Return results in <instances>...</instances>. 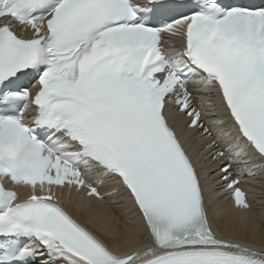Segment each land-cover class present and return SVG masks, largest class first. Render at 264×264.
Returning <instances> with one entry per match:
<instances>
[{
	"label": "snow or ice",
	"instance_id": "1",
	"mask_svg": "<svg viewBox=\"0 0 264 264\" xmlns=\"http://www.w3.org/2000/svg\"><path fill=\"white\" fill-rule=\"evenodd\" d=\"M187 7L0 0V264H264L241 188L264 174V2ZM106 180L140 226L102 238L60 196L101 201ZM210 184L242 236L213 230Z\"/></svg>",
	"mask_w": 264,
	"mask_h": 264
},
{
	"label": "bare ground",
	"instance_id": "2",
	"mask_svg": "<svg viewBox=\"0 0 264 264\" xmlns=\"http://www.w3.org/2000/svg\"><path fill=\"white\" fill-rule=\"evenodd\" d=\"M194 146H195L194 144H191L190 147L194 148ZM198 149L194 150V154H195L196 157H199V155L201 153V151H198ZM107 182H114V181L106 180L104 184L99 186V190L100 191H104L105 190L104 189V185ZM253 183L259 184V185L264 187V174L261 173V178H256L255 180H253ZM113 192H115L117 194L116 195H112ZM124 199L125 198H124L122 190L117 185H115L113 189L109 190L108 196H105L103 200L98 201L97 207L101 209L102 217H106L109 214V211H112V212L116 211L117 214L121 213V217H124V213H123L124 210H126V209L130 210V205L126 204L124 202ZM247 200L253 206V209H254V212H255V215H256V223L259 225L260 230L264 231V196H261V194L251 195ZM84 201L87 202V200H84ZM92 203H93V201H92ZM81 205H80V208L82 207ZM92 206H93V204H92ZM76 211H82V210L77 208ZM236 214L237 215H235V214L233 215V214H230V213L228 214L227 213L226 214L227 215L226 218L230 222L236 223V224H238L240 226V227H238L236 229V231L232 232L229 235V236H233L235 238H238L237 235H236L237 233H240L241 236L243 235L242 223H241V219L240 218L243 217L245 215V213L238 212ZM109 216H111V215H109ZM130 217L132 218V220L124 219V221L122 222V227H123L122 229L123 230L126 227L140 226L139 222L136 221V214L133 211H131ZM221 234H225V232L221 231Z\"/></svg>",
	"mask_w": 264,
	"mask_h": 264
}]
</instances>
